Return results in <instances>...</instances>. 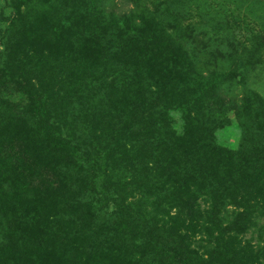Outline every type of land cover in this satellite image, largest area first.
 <instances>
[{"label": "trees", "instance_id": "trees-1", "mask_svg": "<svg viewBox=\"0 0 264 264\" xmlns=\"http://www.w3.org/2000/svg\"><path fill=\"white\" fill-rule=\"evenodd\" d=\"M119 1L9 0L0 264H264V31Z\"/></svg>", "mask_w": 264, "mask_h": 264}, {"label": "rangeland", "instance_id": "rangeland-1", "mask_svg": "<svg viewBox=\"0 0 264 264\" xmlns=\"http://www.w3.org/2000/svg\"><path fill=\"white\" fill-rule=\"evenodd\" d=\"M117 3L116 5L118 6V11H124L125 9L130 8L129 4L126 6H121V2L119 0H115ZM260 4H258L257 7H250V10H247V8L242 5L240 9L238 6H236L233 2H230L233 6H228V5H222L219 6L218 4H214L211 1H209L206 5H202L201 1L197 2L195 0H190V1H184L183 0H177V2H174L172 4L174 11L180 12L181 10L179 8L180 5H183L184 8L192 7L191 9L192 12L197 11L200 15L203 16L204 10H208L209 12L211 9H219L221 10L224 14L223 15H215L214 19L217 21L219 24H211L210 22L208 24H211L208 26V29L211 32V37L213 44L216 46H222V50H224L226 47V43L224 42L225 37L227 35H234L235 38L239 42H248L246 43L248 46L250 45V42L247 40L246 37L251 36V31H249L248 28L252 29L253 32H257L259 30L264 31V0H260ZM219 2V1H217ZM122 5V4H121ZM116 6V7H117ZM121 8V9H120ZM206 8V9H205ZM10 5H9V0H0V52L3 51L4 49V44L8 40V21L7 18L10 13ZM182 9V8H181ZM220 11V13H221ZM191 12V13H192ZM183 13L186 14L187 11L183 10ZM193 14V13H192ZM193 16V15H192ZM207 16V14H206ZM206 16H204V21L207 20ZM224 16V17H223ZM194 19H198V17L195 15L193 16ZM224 19L222 22L220 21L221 19ZM232 19L234 20L235 23V29L233 28L234 26L229 25V23H232ZM251 80L256 81L254 86L257 88V90L264 96V74L257 75L256 77H253ZM175 127H179L180 125V119L175 115ZM218 139L222 144L229 145V146H234L237 142L238 135H239V127L237 124V121L232 118V122L225 126L224 128L220 129L217 133ZM262 223H264V219L262 220ZM257 233L255 232L254 235ZM247 237L250 236V233L246 235ZM255 239V238H254Z\"/></svg>", "mask_w": 264, "mask_h": 264}]
</instances>
